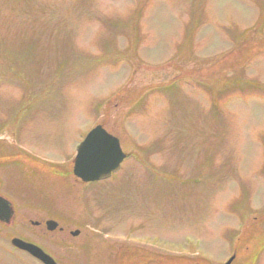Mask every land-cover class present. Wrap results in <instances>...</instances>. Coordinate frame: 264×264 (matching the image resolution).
<instances>
[{
	"label": "rangeland",
	"instance_id": "1",
	"mask_svg": "<svg viewBox=\"0 0 264 264\" xmlns=\"http://www.w3.org/2000/svg\"><path fill=\"white\" fill-rule=\"evenodd\" d=\"M97 124L129 157L79 184ZM0 191L77 198L60 264H264V0H0Z\"/></svg>",
	"mask_w": 264,
	"mask_h": 264
},
{
	"label": "flooded vegetation",
	"instance_id": "2",
	"mask_svg": "<svg viewBox=\"0 0 264 264\" xmlns=\"http://www.w3.org/2000/svg\"><path fill=\"white\" fill-rule=\"evenodd\" d=\"M24 154V153H23ZM25 155H27L31 161H29V165L31 164H37L39 161H37V159L33 156H31L29 153H26ZM129 155V154H128ZM128 158V157H127ZM125 161V160H124ZM123 161V162H124ZM33 164V165H34ZM123 164V163H122ZM73 165H74V161H73ZM8 172V169H6ZM24 174H26L24 168L23 171ZM54 172V171H53ZM73 172V169H72ZM55 173V172H54ZM59 173V172H56ZM21 174V173H20ZM24 174L22 175L23 178H27V175L24 176ZM76 182L79 184H88L89 182L85 183L83 182L80 178L76 177ZM11 180V176H8V183H10ZM28 181V180H26ZM33 193H15V195H8L6 193H3L0 191V197L3 198L4 202H8L9 204V208H8V213L9 216L6 217L4 216V211L6 208H4L1 205L2 202H0V233L6 232L5 236H10V240H11V244H12V239L14 237H18L15 234L11 233L12 231H16V229H19L17 232H21L23 235H21V237H18L26 242L29 243H33L35 245H38L39 247H41L47 254H49L50 256H52L55 261L60 264L59 259H57L53 253H51L50 251H48L47 249H45V247L42 245L43 243H41L39 240L42 238L46 239L47 241H50V238L48 237V235L56 230H58L60 232L61 235H63L61 238L62 239H58L57 242L63 243L65 244V239L67 238V236L73 235V236H77L74 235L73 232L76 230H79L78 228L72 229L70 224H75L73 222L78 223V220L74 217H64V219L55 217L50 215V213H48L47 209V205L51 204H57L58 205H62V207L59 209V212L61 213L63 211V205H65V201H71V200H76L77 198L72 197L67 194L66 197L62 196V197H57L56 194L54 195H50V194H37V195H32ZM48 195V196H47ZM72 195H75L74 193ZM42 201H45V206L42 205ZM43 213H46L43 214ZM61 215V214H60ZM52 222H55L56 225L53 229H50V225ZM80 231V230H79ZM12 234V235H10ZM79 235V234H78ZM21 250L25 253H27L30 257L34 258L35 260L39 261L41 264H44L42 261H40L38 258H36L35 256H33L31 253H29L26 250L20 249L16 246L13 245L12 249L10 250V253L13 254L15 251ZM147 251L144 249V251H142V253L145 254H139L138 253V249L137 250H132L130 252L128 258L132 259L133 261H139L141 259V261H143L146 257L147 258H151L150 255L148 253H146ZM17 257V256H15ZM24 256L22 257H17L19 260V262L21 263H29L28 261H26L24 258ZM146 258V259H147ZM152 259V258H151ZM143 263H145L143 261Z\"/></svg>",
	"mask_w": 264,
	"mask_h": 264
},
{
	"label": "water",
	"instance_id": "3",
	"mask_svg": "<svg viewBox=\"0 0 264 264\" xmlns=\"http://www.w3.org/2000/svg\"><path fill=\"white\" fill-rule=\"evenodd\" d=\"M125 157L126 154L122 151L118 139L109 134L102 125H97L78 146L74 174L86 182L101 180L118 170ZM4 201L0 197V202L4 204L1 206L6 208L4 216L8 217L9 204ZM55 225L56 223L52 222L50 229H53ZM73 234L78 235L79 230L74 231ZM12 243L18 248L27 250L44 264H57L50 255L32 243L25 242L19 238H14ZM232 260L233 258L227 264Z\"/></svg>",
	"mask_w": 264,
	"mask_h": 264
}]
</instances>
